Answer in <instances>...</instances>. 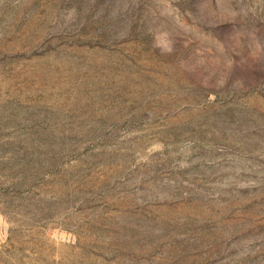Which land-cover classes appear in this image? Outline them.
Here are the masks:
<instances>
[{
    "label": "rangeland",
    "instance_id": "obj_1",
    "mask_svg": "<svg viewBox=\"0 0 264 264\" xmlns=\"http://www.w3.org/2000/svg\"><path fill=\"white\" fill-rule=\"evenodd\" d=\"M0 264H264V0H0Z\"/></svg>",
    "mask_w": 264,
    "mask_h": 264
}]
</instances>
